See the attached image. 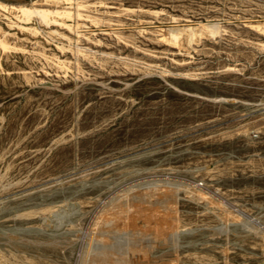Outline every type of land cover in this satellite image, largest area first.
I'll return each instance as SVG.
<instances>
[{
    "label": "rangeland",
    "instance_id": "rangeland-1",
    "mask_svg": "<svg viewBox=\"0 0 264 264\" xmlns=\"http://www.w3.org/2000/svg\"><path fill=\"white\" fill-rule=\"evenodd\" d=\"M0 264H264V0H0Z\"/></svg>",
    "mask_w": 264,
    "mask_h": 264
}]
</instances>
